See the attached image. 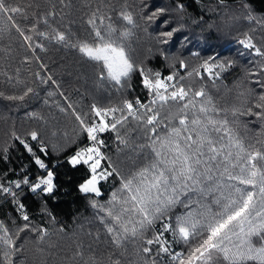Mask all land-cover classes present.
<instances>
[{
	"label": "trees",
	"instance_id": "1",
	"mask_svg": "<svg viewBox=\"0 0 264 264\" xmlns=\"http://www.w3.org/2000/svg\"><path fill=\"white\" fill-rule=\"evenodd\" d=\"M7 2L26 11V19L22 14H16L15 17L25 31L39 21L38 30L50 32L51 29L43 23L47 18L59 31L70 33L73 42L77 38L91 39V28L87 21L97 7L101 8L102 14L111 15L119 27H131L120 19L122 11L131 13L136 27L132 28L133 35L126 43L136 62H142L143 66L153 72L159 71L162 77L174 71L184 75L186 79L182 83L194 90L203 87L217 107L225 110L220 116H226L245 145L264 150V122L254 116L240 114L251 107L258 93H264V87H261L264 84V57L256 55L255 49L245 48L238 42L247 34L264 51V0ZM180 5H183V10ZM159 8L165 11L149 21L147 16ZM53 10L57 13L54 18L48 15ZM250 14L252 19H249ZM165 20L168 21L167 26L162 23ZM3 22L0 20V23ZM165 27H177L180 31L168 44H161L158 42L159 32ZM28 34L33 37L32 48L28 47L15 29L0 33V183L11 186L13 191L19 193L18 198L24 203L30 221H23L12 196L0 192V222L5 223L13 232L26 223L30 229L47 230L43 240L38 239V232L20 233L17 244L21 250L15 257L19 264H79V257L73 258L78 246H82L85 255L95 251L108 264L113 248L99 218L102 214L92 208L91 201L95 199L107 205L111 194L119 189L120 181L119 178L101 181L100 197L79 191V185L88 175L87 169L83 165L73 167L68 158L75 154L78 147L89 143L72 112L75 110L77 114L86 116L85 122L90 123L94 119L91 111L93 103L98 106H122L123 99L132 101L139 98L143 103H148L151 97L143 87L138 72L133 74L127 90L117 91L110 82L101 81L99 69L86 62L75 49L45 40L34 32ZM184 36L189 37L191 42L182 46ZM36 43H40L43 50L36 48ZM193 52H199L203 58L219 53L217 59L225 63L231 61V67L220 72L219 79L214 83L203 71L201 74L204 79L195 75L187 77V72L201 63L200 57L192 56ZM174 58L184 59L188 67L179 68L177 62L176 68H172L170 65ZM5 72L12 77L11 80L3 75ZM48 77L52 79L48 80ZM29 87L33 91L23 100L7 99L8 96L23 95ZM50 92L53 94L49 95ZM61 107L65 109L64 112L60 111ZM31 131H37L39 141L47 148V156L39 152L38 142L28 135ZM13 132L26 140L52 169L56 185L53 194L37 195L25 185L21 189H16L14 184L10 185L11 181L22 180L25 175L34 178L41 172L34 158L19 141L12 138ZM120 135L128 140L127 146L119 143L113 131L101 134L107 145L102 151L121 174L128 176L132 171L145 166L150 155L147 149L143 153L137 149L146 140L144 132L136 127L135 122L120 127ZM258 140L260 143H257ZM5 147L8 148L6 159L3 152ZM182 211L184 209L181 207L173 210L174 213ZM165 235L171 242L170 234ZM171 251L178 253L186 251V248L182 243H173ZM155 259L158 264H177L163 253L155 256ZM120 260L121 264H131L138 260L133 244L127 245V252L120 256ZM212 264H223V261L214 256Z\"/></svg>",
	"mask_w": 264,
	"mask_h": 264
},
{
	"label": "snow or ice",
	"instance_id": "2",
	"mask_svg": "<svg viewBox=\"0 0 264 264\" xmlns=\"http://www.w3.org/2000/svg\"><path fill=\"white\" fill-rule=\"evenodd\" d=\"M179 7L183 10V5ZM164 11L159 8L147 19L151 21ZM16 14L27 18L26 11L18 5L0 0V20L4 21L0 23V33L15 29L29 48H32L33 37L28 33L34 32L45 40L75 49L86 62L99 69V79L110 82L117 91L127 90L133 74L138 72L151 97L148 103L139 98L134 103L123 99L122 106L93 103L94 119L90 123L85 122L86 116L75 110L72 112L86 134V140L91 142L78 147L68 158L73 167L83 165L87 169L88 175L79 185V191L100 197L101 181L109 178H119L120 181L119 189L111 194L107 205L95 199L91 201L92 208L102 214L99 218L113 248L108 264H121L120 256L127 252L130 243L135 246L138 257L131 264H158L155 256L161 253L170 256L177 264H212L214 256L223 264H264V150L245 145L226 116H220L225 110L217 107L203 87L194 90L182 83L186 79L184 75L174 71L162 77L159 71L153 72L142 62H136L126 43L133 35L132 28L136 27L132 14L122 11L120 19L131 27H119L111 15L102 14L101 8L97 7L87 21L91 39L77 38L74 42L70 33L59 31L47 18L43 23L51 29L50 32L38 30L39 21L25 31L16 22ZM48 15L54 18L57 13L53 10ZM249 19H252L251 14ZM162 23L168 25L167 20ZM179 31L177 27H165L159 32L158 42L168 44ZM190 42L187 36L181 40L182 46ZM238 42L264 57V51L247 34ZM35 47L43 50L40 43ZM219 55L203 58L199 52H193L192 56L200 57L201 63L193 66L187 77L195 75L204 79L203 71L214 83L220 72L231 67L232 63L218 60ZM177 62L179 68L188 67L180 58H174L170 66L175 69ZM3 75L12 79L7 72ZM32 91L29 87L23 95L8 96L7 99L23 100ZM60 111L65 109L61 107ZM240 114L264 122V93H258L251 107ZM130 122H135L136 127L144 132L146 142L137 149L140 153L147 149L150 158L145 166L124 176L102 151L107 145L101 134L113 131L119 143L127 146L128 140L120 135V127H126ZM28 135L38 142L39 152L47 156V148L39 141L37 131ZM12 138L19 141L42 171L34 178L25 175L22 180L11 181L10 185L14 184L16 189L25 185L37 195L53 194L56 185L52 169L21 136L13 132ZM3 152L6 159L8 148L5 147ZM0 192L12 196L21 218L29 222L19 193L3 183H0ZM177 207L184 211L174 213ZM25 231L38 232L40 240L47 235L46 229H30L28 223L13 232L0 222V264H19L15 259L21 250L17 240ZM166 233L170 234L171 242ZM173 243H182L186 251H171ZM81 247L78 246L73 257H79V264H105L95 251L85 255Z\"/></svg>",
	"mask_w": 264,
	"mask_h": 264
},
{
	"label": "built area",
	"instance_id": "3",
	"mask_svg": "<svg viewBox=\"0 0 264 264\" xmlns=\"http://www.w3.org/2000/svg\"><path fill=\"white\" fill-rule=\"evenodd\" d=\"M135 100H136V99L134 98V99L132 100V102L134 103V102H135ZM88 143H91V142H89V141H88ZM53 165H55V164H53ZM40 171H42V170H40Z\"/></svg>",
	"mask_w": 264,
	"mask_h": 264
}]
</instances>
